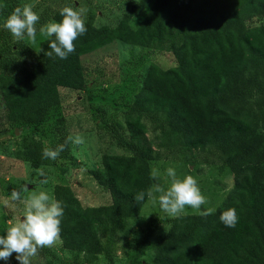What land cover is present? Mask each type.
<instances>
[{
	"label": "trees",
	"instance_id": "1",
	"mask_svg": "<svg viewBox=\"0 0 264 264\" xmlns=\"http://www.w3.org/2000/svg\"><path fill=\"white\" fill-rule=\"evenodd\" d=\"M263 18L264 0H139L114 28L51 13L57 28L40 43L36 67L0 72V115L29 130L14 155L32 168L71 159L59 88L86 90L82 56L120 41L170 52L176 65L148 67L124 113L122 153L104 154L91 172L110 204L85 208L70 186H54L44 224L70 260L24 240L12 245L11 264H95L99 256L114 264L116 234L140 215L157 185L153 164L168 158L229 170L233 188L214 211L179 216L154 240L135 241L124 251L128 264H264V24L253 25ZM46 129L49 146L37 137Z\"/></svg>",
	"mask_w": 264,
	"mask_h": 264
},
{
	"label": "rangeland",
	"instance_id": "2",
	"mask_svg": "<svg viewBox=\"0 0 264 264\" xmlns=\"http://www.w3.org/2000/svg\"><path fill=\"white\" fill-rule=\"evenodd\" d=\"M138 1L0 0V45L4 49L0 53V72L21 76L36 67L40 43L57 28L48 19L51 13L66 11L96 27L114 28ZM12 10L19 14L13 16ZM41 18L44 26L36 28ZM260 24H264V18L253 22ZM81 62L86 90L59 88L70 139V160L55 159L53 165L37 169L18 160L15 151L29 130L11 128L0 115V264H11L12 245L24 240L70 260V253L62 249L56 233L44 224L54 209V186H70L85 208L110 204L109 192L98 185L91 172L101 167L104 154L122 153L117 143L119 135L126 134L124 113L135 100L148 67L166 70L176 65L170 52L120 41L82 56ZM50 132L46 129L37 136L47 146ZM154 135L147 132L151 140ZM152 174L157 185L150 190L140 215L116 234L114 264H128L124 251L131 250L135 241H151L164 234L170 220L214 211L234 183L229 170L220 172L217 166L204 164L194 168L170 158L155 161ZM95 264L107 263L99 256Z\"/></svg>",
	"mask_w": 264,
	"mask_h": 264
},
{
	"label": "water",
	"instance_id": "3",
	"mask_svg": "<svg viewBox=\"0 0 264 264\" xmlns=\"http://www.w3.org/2000/svg\"><path fill=\"white\" fill-rule=\"evenodd\" d=\"M19 20H20V19H19V18H17V22H19Z\"/></svg>",
	"mask_w": 264,
	"mask_h": 264
}]
</instances>
